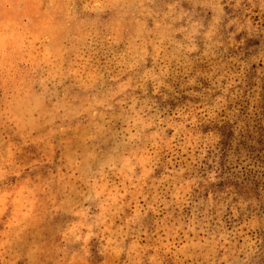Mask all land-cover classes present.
<instances>
[{"label":"rangeland","instance_id":"374dc122","mask_svg":"<svg viewBox=\"0 0 264 264\" xmlns=\"http://www.w3.org/2000/svg\"><path fill=\"white\" fill-rule=\"evenodd\" d=\"M0 264H264V0H0Z\"/></svg>","mask_w":264,"mask_h":264}]
</instances>
